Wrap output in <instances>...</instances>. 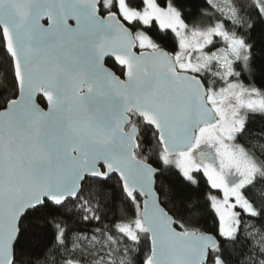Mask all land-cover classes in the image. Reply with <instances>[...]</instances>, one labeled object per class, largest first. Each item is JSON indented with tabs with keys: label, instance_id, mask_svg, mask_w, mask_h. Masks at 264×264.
Returning <instances> with one entry per match:
<instances>
[{
	"label": "snow or ice",
	"instance_id": "6c2138e0",
	"mask_svg": "<svg viewBox=\"0 0 264 264\" xmlns=\"http://www.w3.org/2000/svg\"><path fill=\"white\" fill-rule=\"evenodd\" d=\"M204 3L0 0V264H264V0Z\"/></svg>",
	"mask_w": 264,
	"mask_h": 264
},
{
	"label": "trees",
	"instance_id": "16d2710c",
	"mask_svg": "<svg viewBox=\"0 0 264 264\" xmlns=\"http://www.w3.org/2000/svg\"><path fill=\"white\" fill-rule=\"evenodd\" d=\"M185 11H191L194 13V16L191 17L193 19H198L200 22L207 24L209 23L208 17L201 16V10L207 9V11H211L210 6L204 3V0H183ZM229 29H231V25H228ZM238 34L240 35H248L244 29H239ZM251 39H248L249 44H254L253 48L254 52V62L251 64V71H242V75L240 77L241 80L245 84L253 85L258 88L264 89V35H262L261 29L258 26L255 31L251 32ZM112 70L117 72L119 75V67H113V61L108 59L106 63ZM44 105V104H41ZM244 142L255 145L257 150H260L262 146H264V116L259 114H249L247 131L245 133ZM165 177L167 179H165ZM198 179L200 177L198 176ZM178 178L170 175L167 171L164 172V177L158 179V183H161L163 188L169 192V196H173L174 192L177 188ZM112 185L111 188L105 189V193L107 196H110L113 189L115 188V184L113 181L109 182ZM201 184L203 185V180H201ZM202 191H207L206 186L202 188ZM164 198L163 196L161 197ZM102 202L104 197H101ZM176 203H179V199L177 198ZM109 208L112 206V201L108 200ZM119 205H120V197L118 191L116 192V208L107 211V216L111 218L113 216V212L116 215H119ZM171 206V205H169ZM75 217L73 218V220ZM73 220H69V226L72 228H82L85 227L83 224L74 223ZM202 223H204L202 221ZM212 224V218L209 216L207 218V222L204 223V227H209ZM98 225H87V227H95Z\"/></svg>",
	"mask_w": 264,
	"mask_h": 264
},
{
	"label": "water",
	"instance_id": "95a60500",
	"mask_svg": "<svg viewBox=\"0 0 264 264\" xmlns=\"http://www.w3.org/2000/svg\"><path fill=\"white\" fill-rule=\"evenodd\" d=\"M42 23H44V24H46L47 23V21H46V19L45 20H42L41 21ZM70 23H72V21H70ZM111 60V59H110ZM105 66L106 67H108V68H110L107 64H105ZM117 67H120L119 65H116ZM114 71V70H113ZM42 107H45L46 106V104H44V105H41Z\"/></svg>",
	"mask_w": 264,
	"mask_h": 264
},
{
	"label": "rangeland",
	"instance_id": "374dc122",
	"mask_svg": "<svg viewBox=\"0 0 264 264\" xmlns=\"http://www.w3.org/2000/svg\"><path fill=\"white\" fill-rule=\"evenodd\" d=\"M242 67H243V65L241 64V67L237 68V71H241ZM242 114H244V113L242 112Z\"/></svg>",
	"mask_w": 264,
	"mask_h": 264
}]
</instances>
